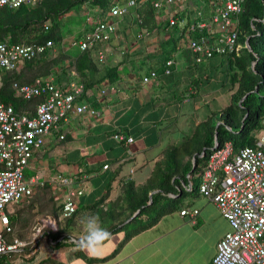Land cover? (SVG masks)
<instances>
[{"label": "crops", "instance_id": "1", "mask_svg": "<svg viewBox=\"0 0 264 264\" xmlns=\"http://www.w3.org/2000/svg\"><path fill=\"white\" fill-rule=\"evenodd\" d=\"M129 1L132 0H116V6H124ZM131 6L127 18L133 19L135 13ZM212 6V0H188L186 10L193 8L192 15L200 11L203 16H208ZM86 12L87 19L97 16L91 9ZM119 19L123 20V17ZM119 22L111 40L95 46L103 50V57L99 59L100 66L94 76L103 77L106 67L117 68L118 80H104L97 86L89 87L87 99L96 108V114H74L53 128L45 137L43 145L34 150L25 169L27 179L37 180L33 192L44 183L50 186L59 205H62L67 190V186L60 183L59 176L73 178L74 188L83 190L76 198L77 207L91 205L105 195L115 199L127 179L143 183L152 172L151 159H155L159 151L172 144L162 129L169 128L180 115L181 106L187 101H192L194 108L208 104L215 101L213 96L220 91L216 89L202 95L204 90L201 95H195L194 90L188 91L189 87L185 90L192 73L193 66L190 65L194 64L193 55L186 48V51L180 48L170 59L173 61L170 66L171 77L156 70V65L161 62V51L166 49L165 41L175 33L173 27H167L160 33L140 29L138 34H127L125 29L120 30ZM178 24L179 28L182 27L181 23ZM87 26L88 20L77 35L62 40L61 48L65 53L76 51L77 46L72 43L83 36ZM71 62L72 58L68 57L55 69L59 71ZM204 64L205 61L199 63L194 72L203 71ZM165 68L164 65L163 70ZM152 70L157 71V78L143 83L142 77ZM59 73L58 77L50 75L61 81L60 84L80 80L72 70ZM109 86H114V89H106ZM102 88H105L104 93H100ZM189 94H192L191 99L188 98ZM208 94L211 99H208ZM217 95L216 99H219L221 94ZM182 96V100L178 99ZM117 132L132 138V142L115 139L113 135ZM60 135L64 137L60 138ZM163 140L165 143H162ZM104 165L108 167L103 168ZM179 203L180 208L166 213L156 224L133 235L110 258L100 259L108 256L122 239L111 251L99 250L93 254H86L71 243L53 246L55 249L66 246L76 248L73 247L69 257L45 256L37 264H212L218 241L230 229L227 220L222 217L217 205L198 191L184 192ZM25 205V201L9 205L7 213H15ZM184 208L196 209L197 213L181 215L180 211ZM42 217L54 218L51 215L40 216L36 224ZM10 226H15V229L17 224L10 222ZM43 230L47 233L41 235L49 233L47 229ZM36 235L32 233V236L21 239L26 244L18 251L31 245L34 248L39 240H34ZM10 238L6 239L12 241L18 238L16 232H11Z\"/></svg>", "mask_w": 264, "mask_h": 264}, {"label": "trees", "instance_id": "2", "mask_svg": "<svg viewBox=\"0 0 264 264\" xmlns=\"http://www.w3.org/2000/svg\"><path fill=\"white\" fill-rule=\"evenodd\" d=\"M135 3L131 6L135 18H128V26L135 24L140 29L156 33L168 27V21L160 16L161 11L154 10L152 0H136ZM115 5L116 0H43L32 6L0 7V43L34 44L52 40L55 48V51L46 50L31 59L21 61L19 68L1 71L0 103L12 106L17 113L34 114L40 97L24 99L17 96L14 84L31 83L37 77L50 74L58 77L59 71L66 73L67 70H72L74 76H77L86 88L97 86L104 80H118L117 68L106 67L103 77H94L100 66L97 53L100 47L95 46L101 44L100 42L82 51L77 47L74 53H65L61 43L66 32L61 31L63 23L57 22L75 7H86V11L91 9L96 12L97 18L104 19L106 13ZM193 10H185L187 22L184 27L179 28L178 23L172 26L175 33L165 41L166 49L161 51V62L155 67L157 71L164 74L163 66L166 61L173 58L182 48L178 42L192 20ZM128 11L129 9L124 14H128ZM182 16L183 14L178 15L179 18ZM237 27L239 48L232 52L213 54L211 58L204 60L203 71L200 73L194 72V68L199 64L194 62L190 65L193 66L192 73L185 87V90L190 88L189 92L194 90L195 95L204 90L202 95L216 89L226 90L229 100L228 104L219 110L221 123L215 126L211 115L207 119L199 120L190 134L182 135L179 143L164 147L155 159H151L153 169L143 183L127 179L122 183L121 192L115 199L105 195L91 205L77 207L70 216H61L62 205L54 199L50 186L43 183L41 187H36L29 197L20 201L26 202L25 207L8 214L9 222L16 223L17 226L15 229V226H12L11 231L4 234L6 238L11 239V232H18L20 239L26 238L29 230L35 232V216L51 215L56 220V231H49L47 235L54 242L53 246L59 247L69 239L70 233L74 236L81 234L76 222L81 213H95L111 234L126 229L118 246L108 256L100 259L110 258L116 254L122 243L133 235L153 226L166 213L180 208V196L184 192L198 191L201 171L215 141L218 147L225 141H231L234 150L254 146L258 134L264 128V0H243ZM90 28L88 24L85 31ZM192 34L195 37L198 35L195 32ZM261 49L262 56L259 53ZM68 57L72 58V62L57 71L56 66ZM169 75L172 76L171 73ZM183 97L178 99L182 100ZM191 97L192 94H189L188 98ZM136 210H139V213L129 222L134 223V226L126 228L129 223L124 222ZM144 215H147V220L142 222ZM42 233L47 232L42 230L35 237ZM11 253L1 254L0 264H10L7 256Z\"/></svg>", "mask_w": 264, "mask_h": 264}, {"label": "built area", "instance_id": "3", "mask_svg": "<svg viewBox=\"0 0 264 264\" xmlns=\"http://www.w3.org/2000/svg\"><path fill=\"white\" fill-rule=\"evenodd\" d=\"M42 1L0 0V7L32 6ZM187 2L152 0V6L156 12H162L161 18L168 21V27L172 28L176 23L184 27L187 22ZM242 3L243 0H212L213 6L208 16L197 11L191 17L180 39V46L190 50L194 62L201 63L213 54L232 52L239 48L237 25ZM133 4L132 0L124 6H113L104 19L92 16L88 19L91 28L72 44L82 51L98 42L110 41L118 19ZM179 14L183 16L179 18ZM194 32L198 34L196 37L192 34ZM46 50H53L52 40L34 44L1 42L0 72L16 69L21 61ZM97 53L101 60L103 50L99 49ZM172 62L170 59L166 61L165 74H170ZM157 76L158 73L152 70L142 77V82L148 83ZM14 88L17 96L24 99L37 96L41 100L32 115L17 113L12 106L0 103V255L18 251L26 244L19 238L8 241L4 233L11 231L8 206L29 197L33 193V185L37 183V180H29L25 176L34 150L43 145L45 137L53 128H57L71 115H95L97 112L87 99L89 88L80 80L60 84L52 75H48L37 77L31 83H15ZM106 89L113 90L114 86ZM104 92L105 88H102L100 93ZM113 136L125 143L132 142V138L121 133ZM59 181L67 186L61 212L62 217H67L76 210V198L83 190L74 188L73 178L59 176ZM198 192L217 205L230 226L216 245L212 264H264V128L258 134L254 146L234 150L231 141H225L212 150L201 171ZM190 213L194 215L197 210L184 208L180 211L181 215ZM44 228L48 232L56 231V220L51 217L40 218L34 233Z\"/></svg>", "mask_w": 264, "mask_h": 264}, {"label": "rangeland", "instance_id": "4", "mask_svg": "<svg viewBox=\"0 0 264 264\" xmlns=\"http://www.w3.org/2000/svg\"><path fill=\"white\" fill-rule=\"evenodd\" d=\"M87 14L88 13L84 8L75 7L57 20V22L63 23V26L61 27V31L66 32V35L63 38L64 40H69L74 35H77L79 30L82 29L84 27V24L87 22ZM127 16L128 14H124L123 20H120L119 22L120 30L122 31L123 29H125L127 34H131V32L133 34H138L140 28L138 27V25L135 24H133L132 26H128ZM193 16L194 15H191V17ZM180 43L181 42L179 41L178 45H181ZM186 49L182 47L181 51H186ZM259 53L262 56L263 49H261ZM177 90H179V88ZM217 94L219 95L221 94V97L219 99H216V97L218 96ZM217 94L213 96V99H215V101L212 100L210 103L208 104L206 103L197 108H194V103L192 101H187L185 102V104L181 106V111L179 112L180 115H178V117L173 120V122L169 125V128L166 127L165 129H162L164 134H168L171 143L173 144L179 143L184 133L190 134V132L194 128L196 121L207 119L208 116L210 115H211V121L215 126H217L218 123H221L219 110L221 109L222 106L228 104L229 93L226 90L225 91L220 90ZM208 99H211V97L209 96ZM167 129L168 131L172 130V132L168 133ZM162 143H165V140H163ZM38 217L40 216L39 215L35 216L33 220L35 221L36 218ZM146 220H147V215H144L141 221L145 222ZM131 226H134V223L127 224L126 228ZM125 230L126 229H124L121 232L112 234L111 239H109L99 250L108 249L107 250L108 252L111 251L114 246H117L118 241H120V239L123 238V233ZM28 232H29L28 237L32 236L33 233L32 229L29 230ZM16 236L19 237L18 232H16ZM21 239H26V238H21ZM36 239L39 240H37V245L34 248H32L33 245H31L28 248H24L21 251L13 252L7 256V261L10 264H37L45 256L52 255L54 257H60V256L69 257V253L71 252V250H73V247L76 248L75 246H69V247L66 246V247H60L59 249H55L52 243L50 242L49 236L47 234L35 237L34 240ZM84 252L86 254L96 253V251L93 252L84 251Z\"/></svg>", "mask_w": 264, "mask_h": 264}, {"label": "clouds", "instance_id": "5", "mask_svg": "<svg viewBox=\"0 0 264 264\" xmlns=\"http://www.w3.org/2000/svg\"><path fill=\"white\" fill-rule=\"evenodd\" d=\"M76 222L81 230V234L74 236L70 233V237L65 243L74 244L79 250L86 252L98 251L111 239V232L102 225L98 214L81 213L77 217Z\"/></svg>", "mask_w": 264, "mask_h": 264}, {"label": "water", "instance_id": "6", "mask_svg": "<svg viewBox=\"0 0 264 264\" xmlns=\"http://www.w3.org/2000/svg\"><path fill=\"white\" fill-rule=\"evenodd\" d=\"M248 41V40H247ZM217 147V143H214L211 150H214ZM151 201L148 202L150 204ZM139 213V210H136L131 217H129L124 223H129L137 214Z\"/></svg>", "mask_w": 264, "mask_h": 264}]
</instances>
